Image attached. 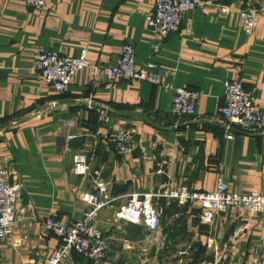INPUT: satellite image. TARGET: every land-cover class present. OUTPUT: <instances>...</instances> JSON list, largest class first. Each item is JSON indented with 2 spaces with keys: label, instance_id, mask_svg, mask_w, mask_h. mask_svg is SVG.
I'll return each mask as SVG.
<instances>
[{
  "label": "crops",
  "instance_id": "obj_1",
  "mask_svg": "<svg viewBox=\"0 0 264 264\" xmlns=\"http://www.w3.org/2000/svg\"><path fill=\"white\" fill-rule=\"evenodd\" d=\"M155 2L46 0L37 7L0 0V168L20 181L0 264H43L59 242L45 218H78L86 208L78 193L98 190V182L109 199L97 215L106 257L74 252L63 264H190L194 256H203L196 264H264V212L230 207L205 223L196 205L160 194L181 185L212 189L222 177L231 190L264 195V131L233 125L226 138L220 112L223 82L235 77L264 110V0H199L165 39L145 23ZM246 8L258 11L250 33L238 14ZM127 41L143 69L203 91L195 114H173L172 92L147 81H92L79 72L59 92L33 65L36 47L74 56L84 50L113 63ZM119 128L131 131L123 153L111 141ZM77 151L89 163L85 174L71 171ZM133 191L157 193L158 230L114 217Z\"/></svg>",
  "mask_w": 264,
  "mask_h": 264
},
{
  "label": "built area",
  "instance_id": "obj_2",
  "mask_svg": "<svg viewBox=\"0 0 264 264\" xmlns=\"http://www.w3.org/2000/svg\"><path fill=\"white\" fill-rule=\"evenodd\" d=\"M25 4L42 7L46 0H22ZM199 0H156L153 9L145 15L149 30L159 39H165L180 29L182 16L194 8ZM226 11L227 6H220ZM242 28L250 33L258 23V11L255 8L239 10ZM118 58L113 63L90 59L82 50L77 56L59 54L54 50L36 47L33 65L42 81L64 91L79 72H84L90 80L107 79L110 81L126 79L147 81L162 86L172 92L171 111L173 114L193 115L203 91L190 89L164 80L159 74L143 69L135 62V47L132 42H123L118 49ZM223 104L220 112L226 121V138H232V126L237 125L248 131H264V110L256 103L255 96L246 90L239 78H228L224 82ZM102 116H100V119ZM74 135L67 134V139ZM131 131L119 128L111 135L114 147L120 153L130 150ZM90 166L84 152L77 151L72 156L71 171L85 174ZM104 183L98 182V190H82L78 198L86 204L82 214L71 221L64 222L54 216L44 220V226L54 233L58 245L45 258L43 264H63L72 253L101 261L106 257L107 240L97 222L99 211L109 204L102 196ZM157 193L152 191H133L114 211L116 219L128 222H142L149 231L158 230L160 214L153 201ZM161 195L173 197L180 203L196 205L200 219L211 223L220 211L237 207L250 213L264 212V195L256 190L236 191L228 188L226 181L218 177L214 188L207 190L189 189L186 185L164 190ZM20 195V181L10 180L8 172L0 168V239L7 236L9 227L15 220L16 203ZM227 264H232L228 262Z\"/></svg>",
  "mask_w": 264,
  "mask_h": 264
},
{
  "label": "trees",
  "instance_id": "obj_3",
  "mask_svg": "<svg viewBox=\"0 0 264 264\" xmlns=\"http://www.w3.org/2000/svg\"><path fill=\"white\" fill-rule=\"evenodd\" d=\"M222 1H224V2H230L231 0H222ZM201 246V245H200ZM201 258H203V256H201V257H198V256H194L193 257V260H192V262H190V264H196L197 262H198V260H200ZM194 261V262H193Z\"/></svg>",
  "mask_w": 264,
  "mask_h": 264
},
{
  "label": "rangeland",
  "instance_id": "obj_4",
  "mask_svg": "<svg viewBox=\"0 0 264 264\" xmlns=\"http://www.w3.org/2000/svg\"><path fill=\"white\" fill-rule=\"evenodd\" d=\"M185 86V85H184ZM228 262H232V261H226L225 263H222V264H227Z\"/></svg>",
  "mask_w": 264,
  "mask_h": 264
}]
</instances>
